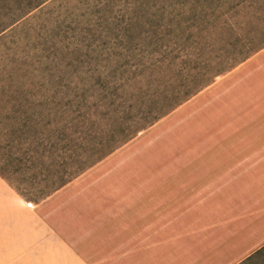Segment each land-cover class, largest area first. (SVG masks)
Instances as JSON below:
<instances>
[{
    "label": "rangeland",
    "instance_id": "374dc122",
    "mask_svg": "<svg viewBox=\"0 0 264 264\" xmlns=\"http://www.w3.org/2000/svg\"><path fill=\"white\" fill-rule=\"evenodd\" d=\"M149 3L0 0V144L13 150H0V171L23 200L39 202L104 161L117 173L175 160L202 131L228 128L247 76L250 96H261L264 0L207 1L199 9L216 14L187 32L174 20L170 35ZM240 264H264V246Z\"/></svg>",
    "mask_w": 264,
    "mask_h": 264
},
{
    "label": "crops",
    "instance_id": "0c3cea01",
    "mask_svg": "<svg viewBox=\"0 0 264 264\" xmlns=\"http://www.w3.org/2000/svg\"><path fill=\"white\" fill-rule=\"evenodd\" d=\"M249 79L228 128L175 160L104 161L34 204L0 176V264L245 261L264 246V64L261 96Z\"/></svg>",
    "mask_w": 264,
    "mask_h": 264
},
{
    "label": "trees",
    "instance_id": "16d2710c",
    "mask_svg": "<svg viewBox=\"0 0 264 264\" xmlns=\"http://www.w3.org/2000/svg\"><path fill=\"white\" fill-rule=\"evenodd\" d=\"M207 1H210V4L212 7H214V9H217V8H221L225 2L230 1V0H147L148 3L150 2L149 3L150 9H153L151 20H154L156 18V16L162 12L161 15L165 16L167 19H169L171 21V24H168L167 22L161 24V26L166 28V29H167V27L172 28V29H168V33L167 32L165 33V34H169V35L174 34V32H176L175 28L172 27V22L174 20L178 21L180 26H182L184 22H187L186 26L183 27L184 32H187L188 29L193 28V27L197 26L201 21H204L207 16L209 17L213 12L215 13V10H213L211 13L209 11H207L204 14V11H206L207 9H211V8L199 9V6H204V4ZM247 1H251V0H232V3L237 2L235 5H233V7L241 5L242 3L247 2ZM144 4H145V2L141 3V5H144ZM152 22H155V20ZM152 26H154L153 23H152ZM153 33L156 34L157 29H155L153 31ZM210 75H211V73H210ZM210 75L203 78L201 80V82H205V84H206V82L209 81ZM216 76H217V73L213 77H216ZM195 91H197V90H195ZM24 123H28V125L30 126L32 124V119H29V121H24ZM139 131L140 130H136L132 134L139 132ZM7 133H8V129H7L6 125H4L2 121H0V135H1L0 139H1V137L7 135ZM36 138L37 137L35 135H33V137L28 136L25 139V142H27L29 145H33L35 143V141L38 140ZM0 150L13 151L12 150V143L7 142L4 145L0 144ZM34 150H35V152H39L36 149H34ZM32 151H33L32 148H28L25 155L30 154ZM33 157L34 156H30V157L26 156V160H28V159L32 160ZM23 158L24 157L15 156L12 154L9 156V161L10 162H13L16 160L21 161V160H23ZM0 175L13 187V185L10 182V179L8 177H6L4 173H2L0 171ZM72 175H74V174H72ZM65 184L66 183H62L60 187L64 186ZM46 185L47 184H45V186ZM60 187H58L57 189H59ZM16 190L18 191L19 194L23 195V193H21L18 189H16ZM42 190L43 189H39V191H42Z\"/></svg>",
    "mask_w": 264,
    "mask_h": 264
}]
</instances>
